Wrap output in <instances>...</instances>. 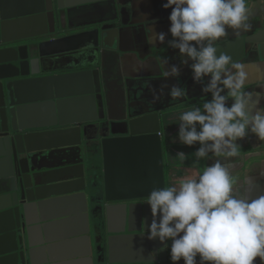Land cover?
<instances>
[{
  "label": "water",
  "instance_id": "water-1",
  "mask_svg": "<svg viewBox=\"0 0 264 264\" xmlns=\"http://www.w3.org/2000/svg\"><path fill=\"white\" fill-rule=\"evenodd\" d=\"M119 19L117 0H0V264L171 263L169 242L148 239V200L165 187L164 117L186 101L133 102L129 80L109 78ZM80 28L92 29L66 35ZM215 47L233 62H264V28ZM251 97L254 109L260 95ZM76 202L100 211L94 237L57 236L56 207ZM74 240L91 251L60 259Z\"/></svg>",
  "mask_w": 264,
  "mask_h": 264
},
{
  "label": "clouds",
  "instance_id": "clouds-1",
  "mask_svg": "<svg viewBox=\"0 0 264 264\" xmlns=\"http://www.w3.org/2000/svg\"><path fill=\"white\" fill-rule=\"evenodd\" d=\"M163 6L172 9L173 39L167 41L166 34L159 33L160 43L167 41L169 48L179 50L181 64L191 68L194 82L212 97L202 110L193 106L181 115L180 142L189 148L199 144L195 153L199 159L209 154L217 159L202 174L150 193L153 219L148 239L165 246L172 242V264L181 260L197 264V257L200 264L264 262V196H238L231 168L219 159L238 157L242 147L238 141L249 132L264 141V109L251 107L252 97L244 91V66L226 54L217 55L215 47L228 29L250 30L246 0H166ZM168 75L179 78L180 66H172ZM185 94L179 86L170 91L173 99ZM177 156L185 159L186 153Z\"/></svg>",
  "mask_w": 264,
  "mask_h": 264
},
{
  "label": "crops",
  "instance_id": "crops-1",
  "mask_svg": "<svg viewBox=\"0 0 264 264\" xmlns=\"http://www.w3.org/2000/svg\"><path fill=\"white\" fill-rule=\"evenodd\" d=\"M119 9V50L118 54L110 53L107 75L110 76L119 72L129 80L128 87L131 92V100L136 98L144 100L150 106H165L186 101V104L176 106L172 111V117L166 123V128H175V141L180 142L179 131L181 126V115L192 106H199L202 110L204 102L211 100V94L205 95L202 92V86L194 82L190 67H184L181 64L179 50H173L168 47L167 41L173 39L169 29L171 21L169 19L172 9H165L166 0H117ZM249 9L248 23L250 30H240L235 32L228 29V35L221 38L216 44L225 40H233L241 37L244 33L257 31L264 28V0H246ZM99 18H87L83 21H77L75 26L80 27ZM92 28L74 29L66 35L78 34ZM257 29V30H256ZM164 33L167 41L160 43L158 34ZM169 59V64L164 63V59ZM87 63V62H86ZM244 66L247 80L244 91L253 94H259L260 99L253 109H264V62L260 61L257 55L249 57L242 64ZM172 66H180L181 75L179 78L170 77L168 72ZM209 78H206V80ZM117 80V79H116ZM118 81L116 85L118 86ZM173 86H179L185 89L186 94L182 98L173 99L170 91ZM140 90V91H139ZM139 93V94H138ZM233 101H229V106ZM113 116H119V113L113 112ZM253 114H255L253 112ZM123 128L116 125L114 128ZM118 133L119 131H114ZM242 147L236 158L222 160L226 166L232 170V175L236 181L237 195L241 198H258L264 196V141L249 132L248 137L243 141H238ZM200 147V145H199ZM217 158L212 154L201 160L199 170H192V176L203 173L204 169L215 163ZM100 211L95 209V205L89 202L87 209L81 202L64 203L62 207H56V216H61L55 225V232L58 237L68 239L71 236L85 234L94 237V226ZM84 214V215H83ZM67 215H74L68 218ZM172 243V242H171ZM170 243V248H171ZM94 243H92L93 246ZM107 250V247L105 246ZM91 249L88 242L81 240L70 241L57 248V256L65 259L73 256H82ZM69 261V260H66ZM61 263H65L64 261ZM68 264H86L84 260ZM179 264H185L183 260ZM197 264H200V258L197 257ZM255 264H264L259 259Z\"/></svg>",
  "mask_w": 264,
  "mask_h": 264
},
{
  "label": "flooded vegetation",
  "instance_id": "flooded-vegetation-1",
  "mask_svg": "<svg viewBox=\"0 0 264 264\" xmlns=\"http://www.w3.org/2000/svg\"><path fill=\"white\" fill-rule=\"evenodd\" d=\"M193 106L189 108L187 111L192 110ZM172 111H168V114L164 117L163 120V130L159 134L162 142H163V158H164V175H165V187H170V186H176L178 185L179 181L183 180L186 176L187 177H193L191 174V171L188 173V175H179V170H180V165L185 164L186 159H181L177 156V153L183 151L186 153V156H189L191 149L187 147L186 145H183L181 142H176L175 141V133L176 130L175 128L169 129L166 128V123L170 120L172 117ZM113 131H125L124 127L123 128H115ZM168 250L170 253V243L171 241H168ZM171 258V255H170ZM172 264V261L171 263Z\"/></svg>",
  "mask_w": 264,
  "mask_h": 264
},
{
  "label": "built area",
  "instance_id": "built-area-1",
  "mask_svg": "<svg viewBox=\"0 0 264 264\" xmlns=\"http://www.w3.org/2000/svg\"><path fill=\"white\" fill-rule=\"evenodd\" d=\"M199 148V144L195 145L194 147H192L191 152L189 154V156H186L188 159V161L185 162V164H181L180 165V170H179V175H188V173L190 172V170H199V168L201 167V160L199 158L196 157L195 153Z\"/></svg>",
  "mask_w": 264,
  "mask_h": 264
},
{
  "label": "rangeland",
  "instance_id": "rangeland-1",
  "mask_svg": "<svg viewBox=\"0 0 264 264\" xmlns=\"http://www.w3.org/2000/svg\"><path fill=\"white\" fill-rule=\"evenodd\" d=\"M116 125H117V123H114L113 129H115L114 126H116ZM104 128H105V131H111L110 128H109V124L108 123H104Z\"/></svg>",
  "mask_w": 264,
  "mask_h": 264
}]
</instances>
